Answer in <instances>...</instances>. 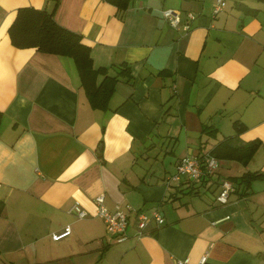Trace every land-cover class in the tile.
<instances>
[{
  "label": "crops",
  "instance_id": "0c3cea01",
  "mask_svg": "<svg viewBox=\"0 0 264 264\" xmlns=\"http://www.w3.org/2000/svg\"><path fill=\"white\" fill-rule=\"evenodd\" d=\"M215 1L0 0V264H175L204 253L205 264H264V177L239 181L264 171V0H225L216 13ZM21 6L54 8L94 67L129 65L107 108L91 106L71 56L11 42ZM236 132L259 141L249 159L167 182L180 157ZM223 178L235 186L225 203ZM100 193L109 209L158 208L165 220L137 237L131 212L116 241L96 214ZM74 201L86 216L68 211Z\"/></svg>",
  "mask_w": 264,
  "mask_h": 264
},
{
  "label": "trees",
  "instance_id": "16d2710c",
  "mask_svg": "<svg viewBox=\"0 0 264 264\" xmlns=\"http://www.w3.org/2000/svg\"><path fill=\"white\" fill-rule=\"evenodd\" d=\"M118 8H125L130 0H110ZM54 8L21 6L17 9L8 32L11 42L19 47L34 46L40 51L69 55L73 58L79 72L82 86L92 107L107 108L109 97L120 76H129L130 67L121 63L117 73L110 75L103 66L94 67L90 46L82 35L71 30L54 19ZM118 66V65H117ZM99 74L102 78L97 81ZM238 132L242 125H237ZM238 132L227 135L210 149L218 158H230L241 161L249 159L258 145V140L241 141ZM264 177V171H248L239 176V181H248L252 177ZM231 179V178H230Z\"/></svg>",
  "mask_w": 264,
  "mask_h": 264
},
{
  "label": "built area",
  "instance_id": "2783aa9c",
  "mask_svg": "<svg viewBox=\"0 0 264 264\" xmlns=\"http://www.w3.org/2000/svg\"><path fill=\"white\" fill-rule=\"evenodd\" d=\"M225 4V0H216L213 5V12L219 11ZM163 15L168 20L169 24L174 27L180 26V17L176 10L173 8L163 9ZM190 17H193L190 14ZM183 29L189 28V23L182 25ZM220 160L210 152L185 155L178 159L175 165V171L168 176L167 182L179 183L183 178H187L189 182L196 183L202 180L206 176H210L217 172L219 169ZM235 188L233 182L228 178H223L219 182V190L217 193V199L221 203L228 201L229 194ZM94 201L97 205L96 214L100 216L106 227V231L112 236L114 240L124 239L126 234V228L129 223V217L131 212L135 216L136 232L135 235L140 237L144 232L149 220L153 219L158 224L164 222L165 218L163 213L155 208L150 214H147L143 210L128 207L129 211H125L121 208L109 209L104 203V194L100 193L94 197ZM68 211L75 214L78 217H84L88 214V211L83 208L78 201H74ZM71 232L70 225H65L61 231L53 232L51 234L53 239H59ZM207 260V253L201 255L198 261L191 262L187 258H177L175 264H205Z\"/></svg>",
  "mask_w": 264,
  "mask_h": 264
}]
</instances>
